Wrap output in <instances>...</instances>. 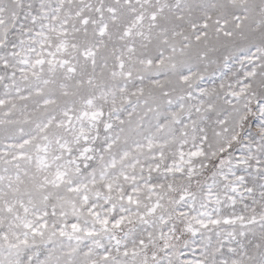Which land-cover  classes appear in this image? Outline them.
<instances>
[{"label": "snow or ice", "instance_id": "snow-or-ice-1", "mask_svg": "<svg viewBox=\"0 0 264 264\" xmlns=\"http://www.w3.org/2000/svg\"><path fill=\"white\" fill-rule=\"evenodd\" d=\"M0 264H264V0H0Z\"/></svg>", "mask_w": 264, "mask_h": 264}]
</instances>
